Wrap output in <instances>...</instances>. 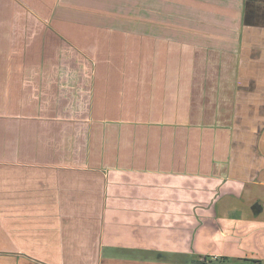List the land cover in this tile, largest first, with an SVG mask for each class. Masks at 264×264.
<instances>
[{
	"label": "crops",
	"instance_id": "obj_1",
	"mask_svg": "<svg viewBox=\"0 0 264 264\" xmlns=\"http://www.w3.org/2000/svg\"><path fill=\"white\" fill-rule=\"evenodd\" d=\"M262 189L264 0L0 1V264H264Z\"/></svg>",
	"mask_w": 264,
	"mask_h": 264
},
{
	"label": "rangeland",
	"instance_id": "obj_2",
	"mask_svg": "<svg viewBox=\"0 0 264 264\" xmlns=\"http://www.w3.org/2000/svg\"><path fill=\"white\" fill-rule=\"evenodd\" d=\"M1 1V0H0ZM6 2H3V7H5ZM23 22L27 23V19L23 18ZM38 22V21H37ZM29 51V50H27ZM236 146L238 147L239 145H235V147H233L234 151H236ZM262 192H255V195L257 197H259L263 203H264V189L261 190ZM243 199H248V197H246L245 195L243 196ZM241 208L240 210H237V213H244V215H250L251 211L249 210V208H247L246 205L241 204ZM212 208H215V206H211ZM225 211V210H224ZM225 212H228V210H226ZM261 219H264V209L263 212L260 214ZM251 237V245L253 246V255L256 256V258L261 259L264 262V231L260 232V233H253V235L250 236ZM249 242V240H248ZM247 258V257H246ZM222 260H217L216 262H213V264H222L221 263ZM238 264H242L241 262Z\"/></svg>",
	"mask_w": 264,
	"mask_h": 264
},
{
	"label": "trees",
	"instance_id": "obj_3",
	"mask_svg": "<svg viewBox=\"0 0 264 264\" xmlns=\"http://www.w3.org/2000/svg\"><path fill=\"white\" fill-rule=\"evenodd\" d=\"M245 264H261L260 261L244 260Z\"/></svg>",
	"mask_w": 264,
	"mask_h": 264
}]
</instances>
